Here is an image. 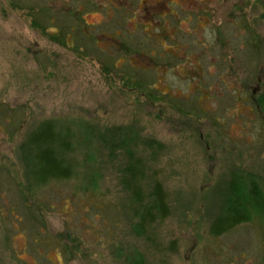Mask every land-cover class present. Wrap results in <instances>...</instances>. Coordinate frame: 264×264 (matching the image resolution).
<instances>
[{
  "label": "rangeland",
  "instance_id": "1",
  "mask_svg": "<svg viewBox=\"0 0 264 264\" xmlns=\"http://www.w3.org/2000/svg\"><path fill=\"white\" fill-rule=\"evenodd\" d=\"M263 96L264 0H0V264H264V200L210 231L241 178L264 192ZM48 125L70 176L41 183Z\"/></svg>",
  "mask_w": 264,
  "mask_h": 264
},
{
  "label": "trees",
  "instance_id": "2",
  "mask_svg": "<svg viewBox=\"0 0 264 264\" xmlns=\"http://www.w3.org/2000/svg\"><path fill=\"white\" fill-rule=\"evenodd\" d=\"M264 102V96L262 97ZM101 139L104 143V148L111 150L114 153L117 148L125 145L128 142V138L124 133L114 134H102ZM31 151H35V157L33 156L34 163V175L35 179L41 183H45L49 179H67L70 176L69 167L66 166L63 161L58 157V150L67 149L68 143L65 142L59 136L54 133L52 128L48 125L44 129H40L39 132L34 133L30 140ZM112 155V154H111ZM128 173H133V180L141 175V170L134 168L127 169ZM136 181V180H134ZM133 181V182H134ZM249 182L250 184H245ZM251 185V190L246 187ZM154 193L149 196L150 199L147 204H144V197L139 188L134 187V202L139 204V209L136 212L137 216L141 218V226L137 229L138 235H144V228L146 224L155 223L156 219L165 220L170 215L168 203L166 201V193L160 184H156L154 187ZM233 197L230 204L226 208V212L220 216L212 224L210 231L214 236L220 237L223 234L229 233L237 226L245 223H250L253 217L256 215L255 210H251L247 203L260 204L264 200V192L260 186L257 185L255 177L252 176L249 179L241 178L240 181L233 185ZM148 197V198H149ZM244 197L243 203H240V199ZM140 210L144 211V215H141ZM260 213V212H259ZM264 222V221H263Z\"/></svg>",
  "mask_w": 264,
  "mask_h": 264
}]
</instances>
